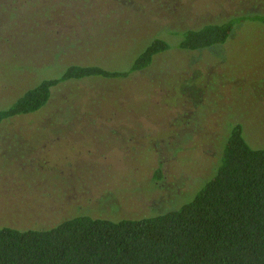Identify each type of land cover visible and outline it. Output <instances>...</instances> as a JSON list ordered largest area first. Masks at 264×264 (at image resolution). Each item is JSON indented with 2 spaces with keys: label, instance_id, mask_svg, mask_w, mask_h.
<instances>
[{
  "label": "rangeland",
  "instance_id": "rangeland-1",
  "mask_svg": "<svg viewBox=\"0 0 264 264\" xmlns=\"http://www.w3.org/2000/svg\"><path fill=\"white\" fill-rule=\"evenodd\" d=\"M226 1L94 0L84 7L0 0V108L70 64L126 70L153 34L175 42L168 30ZM60 87L39 111L0 125V226L45 229L78 213L118 220L181 206L205 184L224 141L218 133L229 123H241L246 142L263 148L264 24L243 21L224 44L206 50L172 46L128 78L94 76ZM206 128L221 131L209 153ZM188 129L199 133L187 139ZM163 143L174 156L163 189L153 190Z\"/></svg>",
  "mask_w": 264,
  "mask_h": 264
},
{
  "label": "trees",
  "instance_id": "trees-1",
  "mask_svg": "<svg viewBox=\"0 0 264 264\" xmlns=\"http://www.w3.org/2000/svg\"><path fill=\"white\" fill-rule=\"evenodd\" d=\"M73 1L90 7L94 0ZM228 2L234 10L223 9ZM225 4L210 5L204 15L194 16L193 24L168 30L166 34L175 42L153 34L126 70H109L96 63L70 64L60 76L24 88L11 104L0 108V125L45 107L54 91L62 89V82L94 76L128 78L146 70L172 46L191 52L206 50L224 44L243 21L264 24L262 0H227ZM42 10L49 8L37 11ZM114 22L120 31L122 26ZM125 113L133 121L130 110ZM91 118V124L96 122ZM225 126L226 131L218 133L224 139L220 156L214 157L210 173L202 179L205 184L189 202L165 210L153 207L152 214L140 217L114 218L118 220L78 213L45 229L22 230L3 224L0 264H264V146L252 148L241 123ZM217 132L221 131L206 128L202 134L208 153L212 141L218 139ZM182 133L189 139L199 131ZM163 150L164 143L150 175L153 190L161 188L166 178L164 166L171 169L168 161L174 154L165 151L163 155Z\"/></svg>",
  "mask_w": 264,
  "mask_h": 264
}]
</instances>
